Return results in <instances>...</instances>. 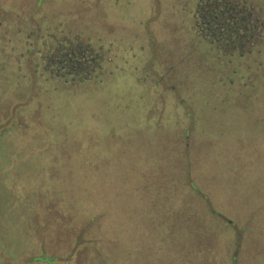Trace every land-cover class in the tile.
Masks as SVG:
<instances>
[{
	"label": "rangeland",
	"instance_id": "374dc122",
	"mask_svg": "<svg viewBox=\"0 0 264 264\" xmlns=\"http://www.w3.org/2000/svg\"><path fill=\"white\" fill-rule=\"evenodd\" d=\"M217 1L0 0V264H264V0L247 51Z\"/></svg>",
	"mask_w": 264,
	"mask_h": 264
},
{
	"label": "flooded vegetation",
	"instance_id": "af4514ba",
	"mask_svg": "<svg viewBox=\"0 0 264 264\" xmlns=\"http://www.w3.org/2000/svg\"><path fill=\"white\" fill-rule=\"evenodd\" d=\"M135 3L137 5L140 4V2H137V1H135ZM237 3H242V2L238 1V0H235L234 2L233 1L230 2L229 0H218L217 2H215L214 5H211V7H210L211 10L208 9L207 14H205V13L202 14L203 20H202V24L200 25V27L201 26L203 28L208 27L213 32H216V31L219 32L221 36L223 34L222 30L225 29L226 32H228V34L229 33L231 34L230 35L231 37L234 36L232 34H234L236 32L238 33V31H240V29H244L243 30L244 34L241 35L242 37L239 36V37H241V39L239 40V38L236 37L237 39H235L232 42L233 46H231V47H233L232 48L233 50H237L238 47L241 45V49L243 48V50L247 51V49L252 48V46L254 44V39L251 38V36L249 35V33H251V32L248 30L249 29L248 15L250 13V10L245 5H243V8L239 7V5ZM201 9L203 10V8H201ZM201 9H200V11H202ZM199 22H200V20H199ZM242 22H247V23L245 24V26H243L242 24H240ZM98 26H99L98 24L95 25L96 28ZM98 30L100 32H102L101 27ZM105 32H106L105 34L109 35L107 33L108 31H105ZM210 37H212V38H209V40L212 41L213 43L215 42V44H214L215 47L219 48L220 50H224L223 48H225V46H222V45L224 44V42H226V40H227V39H225L226 37L223 38V37L219 36L217 38L216 34H213ZM248 38L251 42L249 43V45H245L243 40L246 42V39H248ZM207 42L210 43L208 40H207ZM61 47L62 48H57V50L60 51L59 55H56L55 52H52L49 55L50 57H48L47 62L55 64V66H48L47 67L48 72L53 74V75H58V76L62 75L63 77H65V76L67 77L69 75L72 76V75L76 74L77 70H79V69L81 70V67H83L87 62H89V64L85 67L86 69L91 64H94V63L99 64L100 60L103 59L100 51L90 49V48H88V46L82 45L80 43H77L76 46H72L69 49H67L66 44L64 45L62 43ZM70 55H72L75 58H78L80 60L83 59L82 63H84V65L80 66L78 68H76V67L66 68L65 66L60 64L61 63L60 60H65ZM52 58H55L56 62H52L50 60ZM88 58H89V60H88ZM91 59H93L94 62L91 61ZM83 71L84 70L82 69V72Z\"/></svg>",
	"mask_w": 264,
	"mask_h": 264
},
{
	"label": "trees",
	"instance_id": "16d2710c",
	"mask_svg": "<svg viewBox=\"0 0 264 264\" xmlns=\"http://www.w3.org/2000/svg\"><path fill=\"white\" fill-rule=\"evenodd\" d=\"M83 59H78V58H75L74 56L70 55L67 59L65 60H60V64H62L63 66H65L66 68H71V67H80V66H83L84 63H82ZM51 64V65H50ZM48 66H55V64H52V63H49ZM47 66V67H48ZM48 69V68H47Z\"/></svg>",
	"mask_w": 264,
	"mask_h": 264
}]
</instances>
